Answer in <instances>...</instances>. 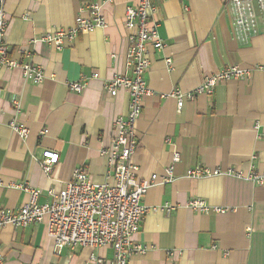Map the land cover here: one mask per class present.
Segmentation results:
<instances>
[{"label":"crops","instance_id":"crops-1","mask_svg":"<svg viewBox=\"0 0 264 264\" xmlns=\"http://www.w3.org/2000/svg\"><path fill=\"white\" fill-rule=\"evenodd\" d=\"M151 1L149 21L164 47L150 48L151 95L136 123L133 162L137 181L153 175L159 180L142 200L156 210L132 238L145 253L128 264H264V186L228 175L189 176L196 167L264 170V73L254 70L247 80L219 84L212 95L186 99L181 112L170 96L174 90L191 93L228 67L264 64V14L255 3L257 33L244 43L235 35L228 0ZM94 3L102 5L105 28L64 41L60 51L42 41L74 27L78 15L86 16L82 8ZM137 5L138 0H6L9 58L40 67L45 78L36 85L21 69H0V210L18 211L28 201L20 186L41 191L40 204L55 201L78 169L95 183L106 181L101 152L112 141L116 117L128 115L130 95L120 90L111 97L105 86L116 74L130 75L125 12ZM74 82L85 84L82 93L71 91ZM12 121L29 129L25 140L10 128ZM47 151L59 155L51 175L39 164ZM174 152L180 154L176 163ZM170 167L173 180L161 182ZM199 198L230 211L195 212L188 203ZM165 205L172 206L170 212ZM48 231L46 223L7 225L0 235L5 264H86L91 255L113 257L111 247L58 253Z\"/></svg>","mask_w":264,"mask_h":264},{"label":"built area","instance_id":"built-area-1","mask_svg":"<svg viewBox=\"0 0 264 264\" xmlns=\"http://www.w3.org/2000/svg\"><path fill=\"white\" fill-rule=\"evenodd\" d=\"M105 1L113 2V0ZM255 3L264 14V0H228L235 35L244 43L257 33ZM5 4L6 0H0V69H21L27 81L40 85L45 78V73L40 67L9 58V48L6 43L8 21ZM82 11L86 13V16L78 15L74 27L47 34L42 41L50 43L60 51L64 41L73 42L82 32H94L106 27V19L101 14V4H86ZM154 11L155 7L151 0H138L137 7H128L125 12V26L130 31L127 36L129 48L126 55V70L130 72V75L116 74L106 83L105 89L111 97H116L120 90H126L130 95V105L127 116L116 117L114 120L112 141L109 147L101 152L108 165L106 181L95 183L85 170L78 169L72 180L66 184L65 190L56 196V200L45 204L39 203L41 191L20 186L29 195L28 201L18 211L0 210V235L7 225H12L14 228H27L46 223L48 235L53 239L55 251L58 253L66 247L71 249L111 247L113 249L111 259L91 255L86 264H128L135 254L145 253L140 246L133 243L132 238L139 232L146 214L156 210V207L144 205L142 200L149 189L158 182L159 177L153 175L149 180L137 181L138 167L133 162V156L139 147L136 123L142 114L145 98L151 95L146 81V74L153 66L150 48L160 50L164 47L157 25L149 21ZM254 70L264 73V64L256 65L253 69H244L239 66L228 67L207 76L203 83L191 93L184 94L174 90L170 96L177 99V110L181 112L186 99L194 101L197 96L212 95L219 84L230 80H247ZM94 77H98V74ZM84 88L85 84L82 82L70 84L71 91L77 93H82ZM9 125L22 140L28 137L29 129L24 124L12 121ZM46 133L43 131L42 135ZM43 156L44 159L39 164L44 173L51 175L59 161V155L47 151ZM172 159L173 162H178L180 154L174 152ZM216 175L233 176L255 186H264V170L257 172L250 169L246 172L235 169L211 170L206 167H196L189 173L193 179ZM173 178V167H170L165 170L161 182L170 183ZM109 180L113 183L107 182ZM188 207L203 214L213 211L225 214L230 211L226 207L212 206L200 198L190 201ZM163 208L170 212L172 206L165 205ZM0 264H5L2 246H0Z\"/></svg>","mask_w":264,"mask_h":264}]
</instances>
